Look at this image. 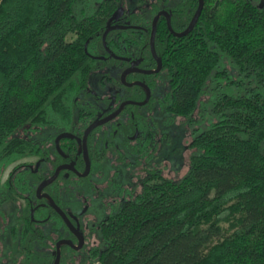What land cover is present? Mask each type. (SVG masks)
<instances>
[{
  "label": "trees",
  "instance_id": "obj_1",
  "mask_svg": "<svg viewBox=\"0 0 264 264\" xmlns=\"http://www.w3.org/2000/svg\"><path fill=\"white\" fill-rule=\"evenodd\" d=\"M117 2L0 0V179L11 165L45 154L46 147L22 137L7 142L28 123V133L73 132L94 118L87 106L75 118L74 108L97 69ZM204 2L188 36L172 35L162 17L155 41L169 78L159 106L183 118L190 130L189 171L178 181L157 173L145 181L104 221L101 244L91 252L94 262L264 264V1ZM198 7V0H182L171 10L172 29L184 32ZM159 11L151 19L136 17L139 30L110 33L107 49L120 58H142L143 70L155 69L150 38ZM156 76L135 74L128 80H144L154 90ZM128 90L132 100L146 96L140 87ZM55 139L51 135L49 141ZM60 149L78 157L75 139H63ZM88 149L92 157V137ZM22 168H14L5 186L16 195L34 197L36 187L27 180L28 172L19 174ZM83 168L81 159L77 169ZM61 178L45 190L58 205L62 191L77 180L63 184ZM9 199L0 192V205ZM44 202L35 219L53 224L56 234L45 235L29 216L12 235L42 241L43 264H52L65 223ZM65 257L61 264H66Z\"/></svg>",
  "mask_w": 264,
  "mask_h": 264
},
{
  "label": "rangeland",
  "instance_id": "obj_2",
  "mask_svg": "<svg viewBox=\"0 0 264 264\" xmlns=\"http://www.w3.org/2000/svg\"><path fill=\"white\" fill-rule=\"evenodd\" d=\"M264 0H260L261 4ZM182 0H118V9L113 21H121L122 25H135L136 17L151 19L154 10L163 11L174 9ZM101 55L105 50L100 48ZM104 61V62H103ZM114 59L104 58L96 63L97 69L89 77L88 87L80 95L79 106L74 108L75 118L81 106H87L90 111L100 112L108 103H123L130 97L129 90L121 85L122 76L126 68L119 66ZM111 79V80H110ZM160 84L153 91L156 99L150 106H145L134 111L144 117V123L151 128L155 153L149 161L137 162V155L130 149L120 151L111 150L108 158L101 164H94L92 174L88 179L76 180L68 191H62L60 195V207L70 217L78 220L82 230L89 235H96L99 241L102 234L96 228L113 212H117L127 199L126 191L134 189L138 192L147 178L151 177L145 169L150 168L151 174L178 181L189 171L190 158L193 150L190 148L191 133L183 118L162 111L159 100L169 90L168 71H161L157 76ZM122 115L120 121L124 118ZM29 124V123H28ZM26 125L18 133H14L10 140L22 137L33 141L43 148H47L50 157L46 161H39L38 157H28L7 168L0 179L1 194H8L10 199L0 205V264H43L40 255V240H22L13 237L12 230L19 228L24 218L29 217L33 209L27 205L28 195H16L6 189L5 184L10 179L14 168L20 164L35 165V170L27 173V180L35 187L44 181L50 171V166L56 163L54 151L56 146L49 141L55 130L48 129L39 133H28L30 125ZM50 158V159H49ZM146 163L149 164L146 165ZM145 170V171H144ZM74 178L69 179L72 181ZM65 179L62 177L61 181ZM69 180H65L68 182ZM34 205L37 203V195L31 198ZM30 204V203H29ZM38 219V217H37ZM38 224L45 235H55L56 229L48 221ZM224 227L230 229L228 224ZM69 231L62 230L61 240L68 237ZM39 239V238H37ZM92 242L98 244L96 239ZM72 257L76 264H88L86 250L73 252Z\"/></svg>",
  "mask_w": 264,
  "mask_h": 264
},
{
  "label": "flooded vegetation",
  "instance_id": "obj_3",
  "mask_svg": "<svg viewBox=\"0 0 264 264\" xmlns=\"http://www.w3.org/2000/svg\"><path fill=\"white\" fill-rule=\"evenodd\" d=\"M172 9H165L163 11H168L171 13V18H172ZM161 12V11H159ZM157 16V15H156ZM155 16V17H156ZM163 17V16H162ZM161 17V18H162ZM160 18V19H161ZM165 18V17H164ZM155 19V18H154ZM153 19V21H154ZM167 20V19H166ZM111 25H122L121 24V21H113V24ZM152 25H153V22H152ZM123 26H131V27H137L138 29H135V30H139L141 29V27L139 26H135V25H123ZM133 29V28H132ZM130 30V29H129ZM117 32V31H115ZM112 33V32H111ZM151 35H152V31H151ZM157 35V34H156ZM109 36V35H108ZM156 41V40H155ZM150 48H151V38H150ZM104 50L106 51L105 54H107L108 56H106L105 54L104 55H100V56H97V59H99L98 61H102L104 58L106 59H114L116 61H121V62H125L127 63V66L124 67L126 68V70H128L130 67H131V63L132 62H136V61H139L141 60V63H142V58H135V59H130V58H120V57H117L115 56L114 54H112L108 49H106L104 47ZM108 50V51H107ZM156 50V49H155ZM110 52V53H108ZM101 54V53H100ZM157 54V53H156ZM112 56H115L119 59H116L114 57H111ZM151 55L153 57V54H152V51H151ZM158 57V55H157ZM159 58V57H158ZM154 59V57H153ZM160 59V58H159ZM155 60V59H154ZM161 60V59H160ZM115 61V62H116ZM156 62V60H155ZM141 63L136 67L137 69H141L140 68V65ZM163 64V63H162ZM120 66V65H119ZM122 67V66H121ZM157 69V62H156V68L155 69H152V70H144V71H156ZM125 70V71H126ZM143 70V69H141ZM124 71V72H125ZM162 71H163V68H162ZM135 74H138V75H143V74H140V73H132V74H129L126 78V81L128 83H135V82H142V83H145L146 82L144 80H137V81H133V82H130L128 80V77L130 75H135ZM159 74V73H158ZM158 74H154V75H157ZM143 76H153V75H143ZM157 76L156 78L154 79V90L156 89V87L160 84V82L158 81L157 79ZM121 85H123L122 81H121ZM147 85V84H146ZM124 86V85H123ZM148 86V85H147ZM135 87H138V86H135ZM149 87V86H148ZM127 88V87H126ZM142 88V87H140ZM150 88V87H149ZM127 89H132V88H127ZM145 92V98L141 101H135V100H132L130 99V97L128 98L127 101L125 102H137V103H142L146 100L147 98V92L144 88H142ZM86 90V89H85ZM84 90V91H85ZM151 90V93H152V97H151V100L150 102L146 105L147 106H150L156 99L154 98L153 96V91L152 89ZM153 99V101H152ZM124 103V102H123ZM123 103H118V102H115L114 104L112 103H108L106 105V107L101 110L100 112H93L94 113V118H92L90 120V123L87 127L83 128L82 130H79V129H75L73 132L71 131H59V132H56V134H54L53 136L56 137L55 140H53V143L54 145L56 146V140L59 138V149H57V146H56V150L54 151V158H55V161L56 163H53L51 166H50V171L48 172V175L47 177L44 179L43 182H46L48 181L55 173L56 169L60 166H63V165H66V166H73V169L77 172L75 173L74 171L70 170V169H67V170H64L62 171L60 174H59V178L63 177L65 180H69V179H72V177L74 178L72 181H75L76 179L78 181H82L83 179H88L90 177V175L92 174V171H93V163L95 162L96 164H101L103 161H105L107 158H108V155L110 154V151L113 149V150H116V151H120L122 149H130L132 152H134L138 158L140 157H143L142 159H137V162L138 164L139 163H143L145 161H149L148 159H150V157L152 156V154L155 153L154 151V148L155 146L153 145V137H154V134L152 133L153 130H151V128L148 127V125H146L144 123V117H141L138 113L134 112V111H131V112H128V110L133 109V107H137L138 109L139 108H142V107H139V106H134V105H129V106H126L123 111L121 112V114L114 120L110 121L109 123L107 124H104L103 126H100L98 127L97 129H95L93 132H91V134L89 135L88 137V142H89V139L90 137H92V149H91V154H92V157L91 155L89 154V158H90V162H91V172L89 174V176H87L86 178H82L80 177L79 175H83L85 172H86V163H85V159H84V155H83V152H80V147L82 146V143L79 141L80 139L83 138L84 136V133L86 131V129L92 124L94 123L98 118H100V121L102 120H105L109 117H111L112 115H114L117 110L120 108V106L123 104ZM79 106V105H78ZM145 107V106H144ZM122 115H125L124 118L122 119V121H120V118ZM74 134V135H73ZM65 138H70V139H75L78 143V157L75 158V157H70L68 156L66 153L62 152L61 149H60V144L63 142V139ZM88 142H87V146H88ZM47 149V148H45ZM88 153H89V149H88ZM49 153L48 151L45 152L44 155H41L38 157V160L36 162V164L41 161H46L48 159V156ZM148 158V159H147ZM50 159V158H49ZM83 160V164H84V168L83 170L79 171L77 169V166H78V163L80 164V160ZM61 160H64V161H61ZM36 164L33 166V165H25V164H20L18 166H22L24 168H22L20 171H19V174L20 173H23V172H30V171H34L35 170V167H36ZM146 165L149 166L148 163H146ZM17 166V167H18ZM54 171V173L52 174V171ZM146 170V171H145ZM144 171L145 172H148V175L149 176H152L153 173L151 174V169L148 168V169H145ZM13 173V172H12ZM11 173V174H12ZM11 176V175H10ZM11 179V178H10ZM9 179V180H10ZM57 179V180H58ZM149 178L146 179L149 180ZM8 180V181H9ZM56 180V181H57ZM62 181L63 184H66V181ZM70 181V180H69ZM68 181V182H69ZM42 182V183H43ZM41 183V184H42ZM40 184V185H41ZM6 185V184H5ZM39 185V186H40ZM51 186V185H50ZM6 187V186H5ZM6 189H9V188H6ZM37 187H36V193L35 195H37ZM46 188L43 190L42 192V195L44 194H48L46 193ZM136 194V190L135 188L134 189H129L126 191V197H131V195H135ZM19 195V193H18ZM49 195V194H48ZM29 197V196H28ZM32 197H29L27 200V205L30 207H32L33 211H35L34 213V218L32 219L31 217V214H29L31 220L33 222H36L37 224H41L43 223L42 220L40 219H35V216H36V213H37V209L38 207L40 206H45V202L44 201H47L46 199H39L38 196H37V203L36 205H34V203L32 202L31 200ZM129 199L126 200V202L128 201ZM48 202V201H47ZM125 202V203H126ZM30 203V204H29ZM49 203V202H48ZM124 203V205H125ZM123 205V206H124ZM122 206V207H123ZM60 207V205H59ZM120 207V208H122ZM61 208V207H60ZM114 214V212L112 213ZM111 214V215H112ZM109 215V216H111ZM108 216V217H109ZM73 227L74 228H78L80 234L82 235L83 239H84V245L83 247L80 249V250H86V258L88 260V264H99L97 262H94L93 259H92V255H91V252L92 250H94L96 252V250L98 251V247L100 246L101 244V241H99V239L96 237V235H89L88 233H85L82 228L80 227L79 223H78V220H74L75 218L74 217H70L68 216ZM107 217V218H108ZM106 218V219H107ZM26 219V218H24ZM105 219V220H106ZM44 221H46L45 219H43ZM63 220V219H62ZM104 220V221H105ZM104 221L102 222V224H100L96 230L100 231V228L101 226L103 225ZM64 222V220H63ZM65 223V222H64ZM23 224V222H21V225ZM63 230V229H62ZM64 230H67L69 231V235L68 237H66L64 240H68V241H71L76 247H79L80 245V242L77 238V236H75L71 229L66 225L65 223V228ZM59 236H57L58 238ZM92 239H96L99 243L96 244L94 242H92ZM61 241V238L57 239V241L55 242V248L52 252V255L54 254V252L56 251V245L57 243ZM80 250H75L74 248H71L70 246H62L61 248V261L63 259V256H66V264H76L77 261L74 260V258L72 257V254L73 252H77V251H80ZM94 253V252H93ZM55 261V256L53 255V262L52 264L54 263ZM61 264V263H60Z\"/></svg>",
  "mask_w": 264,
  "mask_h": 264
},
{
  "label": "water",
  "instance_id": "obj_4",
  "mask_svg": "<svg viewBox=\"0 0 264 264\" xmlns=\"http://www.w3.org/2000/svg\"><path fill=\"white\" fill-rule=\"evenodd\" d=\"M198 1H199V7L197 9V12H196L194 18L192 19V21L190 22V24L188 25L187 29L184 32H182V33H176L172 29L171 13L170 12L161 11V12H159L157 14V16L155 17V19L153 21L152 35H151V51H152L154 59L157 62L156 71H144V70H141V69H137L136 67L141 63V60H139V61L131 63V67L124 72V74L122 76V80H121L123 85L125 87H127V88H133L135 86L144 88L146 90V92H147V98L142 103L130 102V101L129 102H124L114 115H112L111 117H109V118H107L105 120H102V121H100V118H98L94 123H92L86 129L83 138L79 140L82 143V146L80 147V152H83L85 163H86V172L83 175H79L80 177L86 178L87 176H89V174L91 172V162H90L89 153H88V146H87L88 137L91 134V132H93L98 127L103 126L104 124H107L110 121L116 119L121 114V112L123 111V109L126 106L134 105V106L144 107L150 102L151 97H152V93H151L150 88L145 83H142V82L128 83L126 81V78H127V76L129 74H132V73H140V74H143V75H154V74H158V73H160L162 71L163 64H162V61L157 57L156 50H155L157 24H158L160 18L163 16V17H165L167 19L168 28H169L170 32L172 33V35H174L177 38L186 37L194 30V28L196 27V25H197V23H198V21L200 19V16H201L202 12H203L205 2H204V0H198ZM132 28L133 29H138L137 27H131V26L109 25L107 30H106V32L103 35L104 47L107 49V37H108V35L111 32L125 31V30H129V29H132ZM87 46H88V43L86 44V49H87ZM108 53H110V52H108ZM111 57L119 59V58H117L115 56H112V55H111ZM58 142H59V138L56 140L57 149H59V143ZM67 169H70V170L74 171L75 173H77L73 169V166H66V165L60 166V167H58L56 169L54 175L48 181L43 182L37 189L38 198L39 199H46L49 202V204L51 205L52 209L64 220L66 225L71 229L72 233L75 236H77V238H78V240L80 242L79 247H76L71 241H68V240L59 241L57 243V245H56V251L53 254L55 256V261H54L53 264H60L61 263V256H62L61 248H62V246H70L71 248H74L75 250H80L83 247V245H84V239H83L82 235L80 234L78 228H74L73 227L68 215L59 207V205L55 202V200L50 195H48V194L42 195L43 190L45 188L49 187L50 185H52L58 179L59 174L62 171L67 170ZM34 213H35V211H32V213H31L32 219L34 218ZM74 220L77 221L76 218Z\"/></svg>",
  "mask_w": 264,
  "mask_h": 264
}]
</instances>
